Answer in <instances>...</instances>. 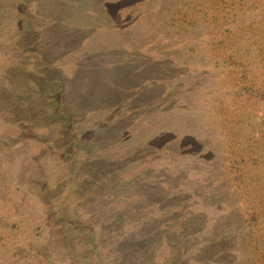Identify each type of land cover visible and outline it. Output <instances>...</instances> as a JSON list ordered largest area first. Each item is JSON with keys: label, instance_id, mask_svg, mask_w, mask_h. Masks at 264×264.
Returning <instances> with one entry per match:
<instances>
[{"label": "rangeland", "instance_id": "374dc122", "mask_svg": "<svg viewBox=\"0 0 264 264\" xmlns=\"http://www.w3.org/2000/svg\"><path fill=\"white\" fill-rule=\"evenodd\" d=\"M0 264H264V0H0Z\"/></svg>", "mask_w": 264, "mask_h": 264}]
</instances>
